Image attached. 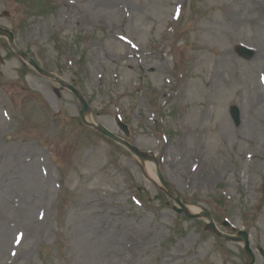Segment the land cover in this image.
Here are the masks:
<instances>
[{
  "label": "rangeland",
  "instance_id": "1",
  "mask_svg": "<svg viewBox=\"0 0 264 264\" xmlns=\"http://www.w3.org/2000/svg\"><path fill=\"white\" fill-rule=\"evenodd\" d=\"M0 28L126 140L120 116L183 202L245 229L264 264V0H0ZM22 64L1 37L0 264L245 263L242 242L173 211L154 163L74 121L79 99Z\"/></svg>",
  "mask_w": 264,
  "mask_h": 264
},
{
  "label": "bare ground",
  "instance_id": "2",
  "mask_svg": "<svg viewBox=\"0 0 264 264\" xmlns=\"http://www.w3.org/2000/svg\"><path fill=\"white\" fill-rule=\"evenodd\" d=\"M147 64H149L150 65V62L149 61H147L146 62ZM150 70H153V67H150ZM184 83H181L180 84V86H179V90L180 89H184V85H183ZM85 119H87V121L88 122H91V119H89V117L88 116H86L85 117ZM193 132H197L195 129L193 130ZM31 161H33L32 159H31ZM31 166H32V164H31ZM206 167V164H205V166L203 167V168H205ZM34 171V172H33ZM33 171H31L30 173H29V179H30V181H33V180H37L38 181V176H37V171L35 170V168H34V166H33ZM37 173V174H36ZM210 177H212V176H210ZM45 193H49V192H45ZM44 193V194H45ZM44 194H40V195H38L37 196V198H39V199H44V198H46L45 197V195ZM33 204V200H30V202L29 203H27L26 204V207H25V211H28V214H29V212H30V208H31V205ZM188 208V210H189V212L190 213H192V214H196V213H198L199 212V209L197 208V207H193V206H188L187 207ZM43 224L45 225V221L43 222ZM2 228V229H1ZM8 229V227L7 226H4V225H2V226H0V250L3 248V250L4 249H6L7 247H8V242H9V237H10V234L7 232V233H5V231L4 230H7ZM28 232H31L30 230H28V229H26Z\"/></svg>",
  "mask_w": 264,
  "mask_h": 264
},
{
  "label": "water",
  "instance_id": "3",
  "mask_svg": "<svg viewBox=\"0 0 264 264\" xmlns=\"http://www.w3.org/2000/svg\"><path fill=\"white\" fill-rule=\"evenodd\" d=\"M1 35L9 36L10 42L13 43L14 34H11V33L6 32V31H4V30L1 29V30H0V36H1ZM241 52H242L243 55H249V54L251 55V51L248 50L247 48L241 49ZM23 57H25L26 59H28V56H25V55H24ZM29 62H30V64H31L33 67L38 68V66H36V65L34 64L33 60L30 59ZM38 70H39L40 72H42L39 68H38ZM42 73H43V72H42ZM44 74L47 75L48 73H47V74L44 73ZM82 108H83V111H82V116H83L84 113L88 110L87 105H86L85 102L83 103V107H82ZM232 112H233V116H234L235 120H237V118L239 117V112H238L237 108L233 109ZM96 128H97V130H100L101 132L105 133V134L108 135L109 137H111V138H113V139L116 140V138H115L110 132H108L106 129H103L102 127H96ZM143 157L148 158V157L145 156V155H143ZM160 180H161V182H163L162 177H160ZM163 183L167 186V184H166L165 182H163ZM176 200H177L178 203H180V201H179L178 198H177ZM180 205L182 206L183 210H185V207L183 206V204L180 203ZM205 215L207 216L208 213H206ZM211 227H212V229H213L214 226L211 225ZM248 254H249L250 257H251V263H250V264H252V261H253L254 257H252L251 253L248 252Z\"/></svg>",
  "mask_w": 264,
  "mask_h": 264
}]
</instances>
